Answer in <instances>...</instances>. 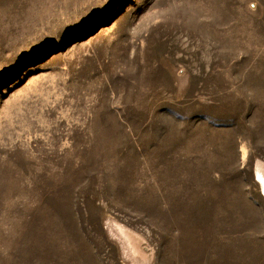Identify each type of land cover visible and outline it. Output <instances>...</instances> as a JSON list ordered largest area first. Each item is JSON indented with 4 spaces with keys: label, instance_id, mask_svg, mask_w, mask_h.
Returning a JSON list of instances; mask_svg holds the SVG:
<instances>
[{
    "label": "rangeland",
    "instance_id": "1",
    "mask_svg": "<svg viewBox=\"0 0 264 264\" xmlns=\"http://www.w3.org/2000/svg\"><path fill=\"white\" fill-rule=\"evenodd\" d=\"M257 162L264 0H0V264H264Z\"/></svg>",
    "mask_w": 264,
    "mask_h": 264
},
{
    "label": "bare ground",
    "instance_id": "2",
    "mask_svg": "<svg viewBox=\"0 0 264 264\" xmlns=\"http://www.w3.org/2000/svg\"><path fill=\"white\" fill-rule=\"evenodd\" d=\"M141 109V108H140ZM140 112V111H139ZM262 163V162H261ZM263 164V163H262ZM254 181L259 186V191L262 197L264 198V170L260 163H256L254 166ZM146 194V193H145ZM144 195V194H143ZM191 236V235H190ZM122 250V249H121Z\"/></svg>",
    "mask_w": 264,
    "mask_h": 264
}]
</instances>
